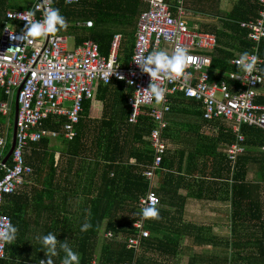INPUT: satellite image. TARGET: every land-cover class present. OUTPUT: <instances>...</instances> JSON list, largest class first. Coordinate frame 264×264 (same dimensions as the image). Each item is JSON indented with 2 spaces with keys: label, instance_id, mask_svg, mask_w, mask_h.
Segmentation results:
<instances>
[{
  "label": "trees",
  "instance_id": "1",
  "mask_svg": "<svg viewBox=\"0 0 264 264\" xmlns=\"http://www.w3.org/2000/svg\"><path fill=\"white\" fill-rule=\"evenodd\" d=\"M208 1L210 0H165L174 13L178 2L187 10V6L189 9L192 6L198 8V4L205 8ZM32 4L33 0H0V34L1 20L5 12L28 10ZM51 4L52 7L59 9L68 22V27L59 29V34L72 37L76 46L85 41H93L98 45L100 54L108 56L112 39L119 33L122 35L120 61L123 65L129 62L134 48L138 17L148 9V1L146 3L143 0H78L76 3L66 4L65 0H51ZM216 6L217 14H227L224 23L232 35L219 31L214 34L217 37V47L211 53L210 83L220 85L226 82L228 87H239V82L232 80L230 75H240L242 72H238L237 66L232 65L231 61L240 58L245 52L250 55L255 46L248 40L249 31L242 29L241 23L258 19L263 6L259 0H237L231 9L224 13L218 9L219 2ZM83 22H91L92 27L76 25ZM256 46L258 57L262 60L261 78H264V38ZM95 93L96 100L103 104L101 118L99 120L89 118L94 97L92 100L84 101L80 121L75 126L76 136L69 144L73 146V143H79L84 139L88 146L87 158L91 162L87 166L88 175L84 180L82 193L59 194L55 199L53 187L49 186L46 180L42 182L43 178H40L39 174L37 184L39 183L41 189L34 193L40 192L41 195L36 201V207L48 208L50 215L46 222H41V219L29 214L32 204L25 194L22 197L17 191L6 196L2 212L11 219L18 232L16 240L6 244V258L0 260V264H39L41 260L46 261L42 244L37 238L49 232L57 234L58 241L68 243L79 253L80 264H91L92 261L98 264H174V259L182 250L181 239L186 235L192 236V230H198L190 224L180 225L185 198L177 196L181 187L177 174L181 172L183 152L167 150L161 168L156 171V176L163 177L161 188L159 191L153 189L143 176L147 166L152 164L154 154L149 143V135L155 127V122L150 116L151 110L143 109L138 123L133 125L127 121L129 115L127 98L132 94L131 88L114 81L109 85L98 83ZM115 93L120 96L119 100ZM7 101L5 89L0 86V103ZM256 103L264 105V97H257ZM11 105L9 117L14 114L13 97ZM203 112L201 103L186 99L182 94L171 97L170 112L167 116L168 128L163 136L167 140L170 133L175 130L176 123L170 121L171 116L175 118L180 114L194 115L201 119L203 124L218 127L216 136L209 140L212 143H201L195 157H204L209 151H211L209 156L217 157L218 148L230 146L236 141V136L229 126L222 125L224 119L207 121L203 118ZM9 117L0 115V138L3 135L1 121H7ZM65 123L64 117L49 116L40 123V128L60 132ZM241 133L245 137L244 144L247 149L242 155L244 157H239L235 164L231 200V237L211 238L210 242L200 241L199 238L198 241L214 248L231 250V264L239 262L264 264V201L251 200V186L246 182L248 165L255 161L250 158V154L255 150H247L248 148L260 150L264 146V132L255 127L242 125ZM48 140L42 139L29 146L30 151L27 150L24 155L26 165L30 154L34 155L40 148L46 149ZM9 149L10 144L6 142L0 162ZM260 154L262 156L259 165L260 182L264 185V154L262 152ZM43 155L47 158L45 153ZM131 158L134 159L133 164L129 162ZM216 159L220 161L223 159L229 171L230 164L226 156H218ZM12 165L10 158L6 166ZM45 165L47 168V160ZM204 165L206 166V163ZM199 172L205 174L203 169H199ZM3 175L4 170L0 171V178ZM67 177L68 173L65 177L63 173L60 174V178ZM198 184V191H201L204 181L199 180ZM149 191H153L160 200V204L155 207L159 213L157 218L146 219L141 214L139 202ZM176 202L180 203L179 210L170 209L169 206ZM142 218L144 229L149 231V237L142 239L138 252L128 250L125 241L137 237L138 231L133 224ZM86 222L90 223L91 227L87 231H81L82 225ZM107 233H111L114 238H106ZM63 256V251H59V254L53 257L54 264H60ZM188 264H195V258L189 260Z\"/></svg>",
  "mask_w": 264,
  "mask_h": 264
},
{
  "label": "built area",
  "instance_id": "2",
  "mask_svg": "<svg viewBox=\"0 0 264 264\" xmlns=\"http://www.w3.org/2000/svg\"><path fill=\"white\" fill-rule=\"evenodd\" d=\"M259 1L263 6L259 18L241 23V28L249 31L248 40L255 44L249 58H256L257 71L252 74L256 77H261L262 64L256 44L264 38V0ZM76 2L78 0H65L66 4ZM178 4L174 13L165 0H148V9L138 17L133 53L126 65L120 61L122 35L119 33L112 39L108 56L101 55L98 45L93 41H85L70 49L67 38L59 34V30L31 42L13 40L12 36L24 33L26 20L43 19L48 6L47 0H33L28 10L5 12L0 34V86L4 87L8 101L0 103L1 116L9 117L13 93L19 88L20 92L15 148L11 156L13 165H5L4 175L0 178V226L11 222L2 212L5 197L15 194L33 174V169L26 165L24 159L29 146L42 139L62 137L72 140L76 135L75 126L83 112L82 105L84 101L93 99L98 83L109 85L114 81L132 89V94L127 98L128 123L137 124L143 109L151 110L150 116L155 122L149 135V143L154 152L153 162L143 172L150 186L168 150L163 134L168 128L171 97L182 94L186 99L201 103L203 118L207 121L222 118L226 123L229 122L236 141L227 147L224 154L232 165L246 153L242 125L264 132V107L256 103L258 89L264 84V80L255 82L251 76L241 73L230 75L232 80L239 82V87H228L226 82L220 85L210 83L211 53L217 47V37L212 33L190 28L185 20L186 10L180 2ZM29 11H34L35 16L29 17ZM77 26L91 27L92 23H78ZM14 47L22 48L15 52L9 51ZM176 47L187 48L191 59L182 77L170 79L161 74L156 83L165 89V96L157 103L147 90L151 78L142 72L137 63L142 62L153 50H165L172 54ZM239 59L232 60L231 64L237 66ZM235 76L243 77L234 78ZM49 116L66 118L60 132L40 128V123ZM6 142L3 134L0 138V157ZM262 150L264 151V147ZM159 204L158 196L149 191L140 200L139 207L142 210L146 206L157 207ZM133 227L138 231L137 237L126 240L125 244L128 250L138 252L142 239L149 237V231L144 229L143 218L135 222ZM105 237L114 238L111 233H107ZM6 244L0 241V260L6 258ZM91 264L98 263L92 261Z\"/></svg>",
  "mask_w": 264,
  "mask_h": 264
},
{
  "label": "crops",
  "instance_id": "3",
  "mask_svg": "<svg viewBox=\"0 0 264 264\" xmlns=\"http://www.w3.org/2000/svg\"><path fill=\"white\" fill-rule=\"evenodd\" d=\"M143 1L147 3L148 0ZM218 2V9L224 13L228 12L237 0H219ZM218 2H216V0H210L206 3L207 6L205 8L200 7V4H198V8L192 6L189 9L187 6L189 10L185 9V20L188 26L190 28H196L201 32L215 34V32L219 31L226 35H232V32L228 28L226 29L224 23L227 14L216 13V3ZM85 23L87 22L79 24ZM63 36L67 38L69 48V40L73 41L71 44L72 49L77 47L72 37L68 35ZM164 49L168 50L167 47ZM115 96H117L119 100L120 96L116 93ZM259 96L264 97V84L258 89V97ZM95 97L96 93L91 102L89 111V118L91 120H99L103 112L102 102L97 101ZM260 105L264 107L263 104ZM171 117L170 121H174L176 126L173 133H170L169 139H165L168 150L170 152L174 150L175 152H183L181 172L177 174V179L181 181V187L177 192V196L185 198L180 225L190 224L198 228V230H192V236L186 235L181 239L182 250L180 255L174 259V264H188L189 260L193 258H195V264H231V250L226 251L225 249L214 248L200 241L205 240L210 242L211 238L229 239L231 237V200L233 198L232 186L234 184L233 176L235 165H232L228 161L230 164L228 165V171V168L225 166L226 163L222 161L223 159L221 161L216 159L218 156L225 157L224 152L227 147L218 148L217 157L209 156L211 153L209 150H207L209 152H206V156L195 157V152L201 143H212L209 142V140L216 136L218 127L203 124L201 119L194 115L180 114L178 117ZM221 123L231 128L229 122ZM201 137L203 138L201 139ZM72 140H65L62 137L49 139L46 149L40 148L39 151H35L34 155L30 154L28 157L27 163L33 169V174L25 180L24 184L18 189V193L21 194L22 197L25 194L30 200L32 209H30L29 214L36 219H41V222H46V219L50 215V211L47 207H36V201L41 195L40 192L34 193L41 189L38 185L39 183L37 184L39 174H41L40 178H43L41 179L42 182L46 180L48 185L53 187L55 199L58 198L59 194L65 195L71 194L72 192L80 194L83 191L84 180L88 175L87 166L91 162L87 158L88 146H86L84 139L79 143H73V146H71L69 144ZM262 148L260 150L248 148L247 150H255L254 153L250 154V158L255 159V161H251L248 165L246 175V182L251 186L252 201H264V185L260 182L261 171L259 168L262 158L260 152L264 154ZM29 151L30 149L28 152ZM43 153L46 154L47 158H44L45 156ZM74 154H77V156ZM45 159L47 160V168ZM129 162L133 164L134 159L131 158ZM204 163H206V166ZM199 169H203L205 174L202 175ZM40 170L43 171L39 173ZM54 170H56L55 173L53 172ZM62 173L64 177L68 173V177L66 179L60 178V174ZM162 178L161 175L155 176L154 182L151 185L153 189L157 191L160 190L163 182ZM199 180L204 181V186L201 191H198ZM214 183L216 184L215 186ZM43 196H45V194H43ZM239 197H241L240 194ZM179 207V202L169 206L172 210H179ZM199 238L200 241H198ZM32 240H34V238ZM238 264L244 263L239 262Z\"/></svg>",
  "mask_w": 264,
  "mask_h": 264
},
{
  "label": "clouds",
  "instance_id": "4",
  "mask_svg": "<svg viewBox=\"0 0 264 264\" xmlns=\"http://www.w3.org/2000/svg\"><path fill=\"white\" fill-rule=\"evenodd\" d=\"M48 6L43 14V19L26 20L25 31L20 36H12L13 40L22 42H31L35 38L47 37L50 34L56 33L59 29H66L68 22L66 18L60 13L59 9L51 6V0H47ZM39 7V6H38ZM29 17H34L35 12L29 11L27 14ZM24 43V44H25ZM22 47H14L9 51L15 52ZM191 59L189 50L185 47H176L172 54H169L165 50H153L142 62L137 63L142 72L148 74L151 78V83L147 90H149L154 97L155 101L159 103L165 96V89L156 81L160 78L161 74L167 75L171 78L182 77L185 73L188 61ZM237 71L242 72L248 77H252V81L261 82V77L253 76L252 74L257 71L256 58H249L247 52L242 53L240 59L237 61ZM243 77V76H235ZM142 216L146 219L157 218L158 210L152 206H146L142 209ZM91 227V224L86 222L82 225L81 231H87ZM18 228L11 222L0 226V241L8 244L13 243L17 237ZM42 244V249L47 257V260H41V264H54L53 257L59 254V251H63L64 256L61 264H80V255L74 251L68 243H61L57 239V234L49 232L42 237H38ZM59 245V248H58Z\"/></svg>",
  "mask_w": 264,
  "mask_h": 264
},
{
  "label": "water",
  "instance_id": "5",
  "mask_svg": "<svg viewBox=\"0 0 264 264\" xmlns=\"http://www.w3.org/2000/svg\"><path fill=\"white\" fill-rule=\"evenodd\" d=\"M19 92H20V88L16 91V98H15V103H14V126H13L12 142H11V146H10V149H9L8 153L6 154V156L0 162V171H2L3 167L8 163L9 159L12 156L14 148H15L16 121H17V115H18V111H19V103H18V94H19Z\"/></svg>",
  "mask_w": 264,
  "mask_h": 264
},
{
  "label": "rangeland",
  "instance_id": "6",
  "mask_svg": "<svg viewBox=\"0 0 264 264\" xmlns=\"http://www.w3.org/2000/svg\"><path fill=\"white\" fill-rule=\"evenodd\" d=\"M73 43L72 40H69V45H70V49H72L71 44ZM220 96L218 95V98ZM15 98H16V92L13 93V103H15ZM3 122L2 124V128H3V134L6 137L7 142H9L10 146H11V142H12V136H13V126H14V114L13 116H10L7 121H1ZM3 137V135H2Z\"/></svg>",
  "mask_w": 264,
  "mask_h": 264
}]
</instances>
